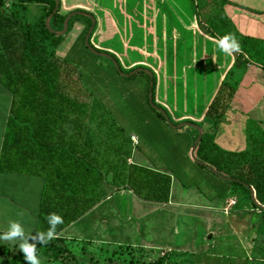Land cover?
Here are the masks:
<instances>
[{"label": "trees", "instance_id": "trees-1", "mask_svg": "<svg viewBox=\"0 0 264 264\" xmlns=\"http://www.w3.org/2000/svg\"><path fill=\"white\" fill-rule=\"evenodd\" d=\"M215 3L225 20L227 17L222 8L233 5L232 2L215 0ZM29 4L39 6L41 11L33 23L22 22L6 14L0 0V87L10 96L0 151V173L36 176L44 180L37 232L47 230L49 213L60 215L63 223L56 226L55 239L45 245H36L37 256L57 260L66 251L60 245L64 240L58 236L59 233L99 204L106 195L105 188L125 187L139 200L166 204L169 202L172 175L160 172L159 169L128 163L133 150L130 141L132 133L130 136L126 135L108 117L104 105L93 98L92 93L87 92L84 81L91 78V74L80 70L77 64L69 60L71 49L81 43L90 55L97 58L93 63L98 69L103 66L100 62L102 58L107 60L108 65L104 67L106 70L110 67L116 75L124 73L120 67L119 53L115 49L117 40L114 41V48H105L95 43L97 21L91 11L84 8L87 6L86 0L80 3L72 1L70 5H64L65 8H62L63 5L58 0V8L49 21L50 31L46 28L45 20L53 12L55 1L17 0V6L23 10ZM239 8L255 19L258 16L264 17V9H254L246 5ZM72 13H86L94 18L88 45L93 51L109 56V59L96 56L85 47L84 40L91 27V20L88 18L75 14L68 21L65 34L56 35L62 31L65 18ZM234 15L238 14L234 12ZM107 22L112 31L114 24L109 20ZM76 30L74 44L65 56H61L59 52L66 51V42L72 39L70 37ZM226 34L235 38L239 51L232 53L233 62L224 72L217 90L204 110V119L209 128L203 130L193 153L194 159L201 165L193 162L187 155L178 156L188 167L191 163L198 170L205 169L217 177L220 175L229 179L227 183L230 186H224L220 194L221 202L237 198L236 206L246 204L250 212L262 213L264 130L259 127V123L247 120L246 147L240 151L222 149L215 142V132L227 111L231 110V102L248 66L253 65L264 71V39L246 35L236 28L233 31L224 30L219 35L216 34V37L220 39ZM99 42L103 43V40L99 38ZM113 63H116L117 69ZM143 63L137 62L138 65L128 68L124 73L142 69L152 75L150 78L144 71L138 72L146 77L145 93L140 105L132 102V99L124 105V123L134 125V115L139 109L145 114L153 113L169 127L163 116L165 114L168 119L167 114L155 104L158 96L154 73ZM103 76L102 72L94 74L97 80H102ZM134 76L135 73L129 78ZM184 122L194 124L190 120ZM178 124L177 122L174 126ZM196 126L201 128L200 124ZM169 128L181 135V131L188 127ZM189 129L193 146L198 132L193 128ZM138 142L139 138L137 144ZM172 165V169L166 170L173 174L176 170L175 164ZM108 174L111 175L109 186L106 185ZM250 189L254 193V201L251 199ZM256 232L264 236V227L259 226ZM164 256L150 264H163ZM24 264L27 262L24 261Z\"/></svg>", "mask_w": 264, "mask_h": 264}, {"label": "rangeland", "instance_id": "rangeland-1", "mask_svg": "<svg viewBox=\"0 0 264 264\" xmlns=\"http://www.w3.org/2000/svg\"><path fill=\"white\" fill-rule=\"evenodd\" d=\"M60 1L65 8L64 5L68 6L72 1L80 3L82 0ZM228 1L233 5L222 8L227 17L225 20L215 0H86L84 8L90 10L97 21L95 43L114 48V41L117 40L115 49L124 73L141 61L154 73L158 96L155 104L167 114L166 124L175 127L177 122L178 125L187 123L183 120L186 114L193 113L196 118L199 117L200 110L217 90L224 72L233 62L232 53L225 54L217 47L219 39L216 34L243 26V20H250L248 23L264 20L261 16H258L261 19H255L239 8L246 5L263 10L264 0ZM2 2L4 12L22 22L33 23L41 14L40 7L34 4L27 5L23 10L17 6V0ZM107 20L115 26L112 31ZM76 32L66 42V51L59 52L61 56H65L74 44ZM99 38L103 43L99 42ZM80 44L71 49L69 60L80 70L91 74V78L84 81L87 92L104 105L108 117L126 135L132 133L139 138L136 144L139 147H134L133 151L146 154L152 169H172V164H175L176 172H166L178 184L180 194L176 202L180 206L174 208L182 214L173 213L171 208L163 215L158 208L155 213L137 220L131 214L129 199L125 196L120 220L127 228L134 225L137 233L126 234L121 240L122 246L117 247L116 243L95 245L64 241L60 245L66 251L60 258L52 260L39 256L40 264H150L162 255H165L163 264H264V236L256 232L259 226L264 227V212H250L246 204L236 206L237 198L225 201L228 213H223L220 207L214 213L207 211L208 207L204 205L217 204L223 187L230 185L224 179L226 177L219 178L220 175L217 177L205 169L198 170L191 163L188 167L179 158L180 154L190 158L193 147L189 137L191 130L184 128L181 135H177L153 113L145 114L139 109L134 115L133 126L124 123V105L132 100L140 105L145 93L146 77L137 72L142 69L133 71V78L126 77L130 73L116 75L110 67L108 70L104 68L108 64L102 58L100 62L103 66L98 69L93 63L97 58ZM99 72L104 73L102 80L94 78V74ZM0 90L3 89L0 87ZM192 122L198 125L197 120ZM177 150L179 152L175 153ZM182 151L184 153H180ZM173 190L177 188L173 186ZM187 193L197 201L188 199ZM211 214L215 215V220L208 224ZM126 237H130L137 246L128 244ZM141 237L145 240L149 238L157 245L168 246L144 245L140 242ZM20 242L0 240V247L3 246L0 248L2 264H24L23 253L18 249Z\"/></svg>", "mask_w": 264, "mask_h": 264}, {"label": "crops", "instance_id": "crops-1", "mask_svg": "<svg viewBox=\"0 0 264 264\" xmlns=\"http://www.w3.org/2000/svg\"><path fill=\"white\" fill-rule=\"evenodd\" d=\"M243 21V26H237L238 31L246 35L264 39V20H252L250 23H248L250 20ZM235 23L237 25V22ZM213 95H211V97ZM211 97L203 106V109L200 110V112H202L199 117L196 118L195 115L191 113L186 114L183 120H197V123L201 125V129L207 130L209 124L204 119V110L209 104ZM9 105L10 96L6 91L0 90V151ZM176 120L179 121L180 119L176 118ZM247 120L259 123V127L264 130V71L253 65L248 66L247 72L244 74L237 93L231 102V110L227 111L216 129L215 142L222 149L228 151L243 150L246 147L245 125ZM132 147L133 149L134 147L136 148V146ZM146 156V154L143 155L132 150L131 158L128 160V163L152 169ZM159 171L166 172V169L165 167H161ZM171 180H173V177H171ZM110 181L111 175L108 174L106 177L107 186H109L108 184ZM174 181L175 180H173V183ZM43 184L44 180L40 177L0 173V232L7 229L10 220L19 219L25 228L26 234L31 233L35 235L38 229V214ZM173 186L177 188L176 191L173 190ZM173 186L170 187L169 202L166 204L139 200L125 187H113L111 189L107 187L105 188L106 195L100 203L77 221L71 223L61 231L58 236L66 242H84L86 244L95 245H110V243H116L117 247L122 246L121 243H123V241L121 240L124 239L126 234L135 235V233H137L134 225L131 226V228H127L124 221L120 220V211L123 210L124 203L122 199L125 196L128 197V205H130L128 208L137 220H141L155 213L158 208L163 215L165 211L171 208L173 213H179L180 211H176L174 207L180 206L179 203L176 202V198L179 196L180 191L178 190V184H176V182ZM186 195L188 199H197L196 197V199L191 198L190 193ZM229 199L232 200L231 198ZM213 203L214 204L204 205V207H208V209H206L207 211L214 213L215 210L221 209L223 213H228L229 210H224L227 208L224 207L225 201H217V204L215 202ZM187 213L190 215L189 212ZM171 218L173 219V217ZM214 218L215 215H209V220L207 219L208 224L211 220H215ZM126 238L128 239V244H132L133 246L136 244L129 239L130 237ZM14 240L18 243L20 242L19 239ZM140 242L144 245L151 244L158 247L168 246L167 244L157 245L149 238L145 240L144 237H141ZM0 248H3V246Z\"/></svg>", "mask_w": 264, "mask_h": 264}, {"label": "clouds", "instance_id": "clouds-1", "mask_svg": "<svg viewBox=\"0 0 264 264\" xmlns=\"http://www.w3.org/2000/svg\"><path fill=\"white\" fill-rule=\"evenodd\" d=\"M217 47L225 54H231L239 51V44L230 34H226L218 41ZM63 219L56 213H49L47 216L48 228L46 231L36 232L35 235L31 233L26 234L25 228L19 219L10 220L7 229L0 232V240H14L19 239L21 242L18 249L23 253V259L27 264H40L37 256L36 245H45L50 240L56 238V226L62 224ZM29 240L32 242L30 243ZM2 264V260H0Z\"/></svg>", "mask_w": 264, "mask_h": 264}, {"label": "water", "instance_id": "water-1", "mask_svg": "<svg viewBox=\"0 0 264 264\" xmlns=\"http://www.w3.org/2000/svg\"><path fill=\"white\" fill-rule=\"evenodd\" d=\"M55 1V8L53 10V12L50 14V16L45 20V25H46V28L50 31V28H49V21L51 20L52 16L54 15V13L56 12L57 8H58V0H54ZM75 14H78V15H81V16H85L87 18H90L91 19V27L89 28L88 32H87V35L85 37V40H84V45L85 47L90 50V52H92L94 55L96 56H99V57H103V58H107L109 59L110 57L105 55V54H102V53H97L95 51H93L92 49H90L89 45H88V38H89V35L91 34L92 30H93V25H94V21H93V18L90 16V15H87V14H84V13H72L70 15H68L64 22H63V29L61 32H57L56 35L58 36H61L63 34H65L66 30H67V24H68V21L70 20L71 17H73ZM114 64V67L117 69V65L116 63H113ZM140 71H144L146 74H148L150 76V78L152 77V75L148 72V71H145V70H137V72H140ZM121 74V73H120ZM133 74V72H131L129 75H126V77H129ZM150 88L152 86V82H150L149 84ZM149 103L151 104V93L149 94ZM163 116L165 117V119L167 120V117L165 114H163ZM182 127H188V128H193L195 129L197 132H198V136L193 144V147L190 151V158L193 162H195L196 164L198 165H201V163L197 162L195 159H194V150H195V147L196 145L198 144V141L200 140L201 138V135H202V132L203 130L193 124H190V123H186V124H180L178 126H175V128L177 129H180ZM220 178H222L220 176ZM225 180H229L228 178H224ZM250 196H251V199L254 201V193L253 191L250 189ZM259 206V205H258ZM262 210L264 211V207H262Z\"/></svg>", "mask_w": 264, "mask_h": 264}, {"label": "built area", "instance_id": "built-area-1", "mask_svg": "<svg viewBox=\"0 0 264 264\" xmlns=\"http://www.w3.org/2000/svg\"><path fill=\"white\" fill-rule=\"evenodd\" d=\"M130 140H131V142H132V146H136V144H137V137L136 136H134V135H132L131 137H130ZM231 204L233 205V202H231ZM225 211H227L226 209H224Z\"/></svg>", "mask_w": 264, "mask_h": 264}]
</instances>
